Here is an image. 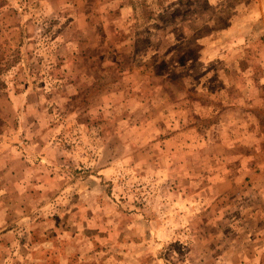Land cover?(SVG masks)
<instances>
[{
    "label": "rangeland",
    "instance_id": "374dc122",
    "mask_svg": "<svg viewBox=\"0 0 264 264\" xmlns=\"http://www.w3.org/2000/svg\"><path fill=\"white\" fill-rule=\"evenodd\" d=\"M0 264H264V0H0Z\"/></svg>",
    "mask_w": 264,
    "mask_h": 264
}]
</instances>
